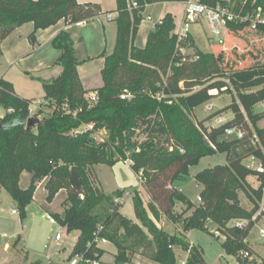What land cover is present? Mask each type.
Wrapping results in <instances>:
<instances>
[{
	"label": "trees",
	"instance_id": "1",
	"mask_svg": "<svg viewBox=\"0 0 264 264\" xmlns=\"http://www.w3.org/2000/svg\"><path fill=\"white\" fill-rule=\"evenodd\" d=\"M166 1L186 0H116L115 39L111 53L100 54L103 83L93 89L98 96L95 103L86 98L88 91L77 70L79 57L66 30L59 31L51 41L60 50L56 62L62 71L51 80L41 81L50 107L47 116H30L32 100L19 96L12 83L0 77V105L5 109L0 117V190L4 189L15 201L21 219L26 217V207L39 182L44 181L48 203L60 190H66L63 210L50 215L68 232L79 231L68 259L76 254L83 259L100 258L105 250L97 245L98 237L115 245L113 264L128 263L140 248L159 264H176L173 245L187 252L185 264H206L202 249L187 241L184 233L205 230L208 220L216 224L214 235L222 239V248L238 264H249L254 254L245 239L264 215L259 211L253 218L264 198V127L257 125L264 118V109L254 110L264 100V62L230 73L222 71L221 52L206 53L195 48L190 35L177 40L170 12L154 24L144 47L135 46L144 7ZM198 1L209 6L225 4V0ZM233 3L235 13L248 15L244 21L229 24L234 30L250 26L258 7L264 10V0ZM103 13L99 4L80 0H0V44L14 28L26 22L33 24L28 38L34 44L37 29L61 19L72 24ZM255 29L264 32V23L256 22ZM180 47L192 48V56L182 53ZM123 89L131 93L129 99L120 98ZM213 90L231 95L230 102L219 112L230 110L233 116L216 127H206L203 122L213 115L196 120L193 109L211 99ZM158 93L164 96L158 99ZM30 118L33 125L27 127ZM234 126L243 129L242 138H220L225 128ZM102 128L108 130V137L97 142L94 133ZM136 130L143 139H131ZM254 135L257 140L249 154L262 170L243 163L244 155L230 158L235 145L254 139ZM218 152L227 153L226 163L205 167L193 175L202 185L196 205L172 182L187 176L190 167L202 157ZM127 158L132 160L131 170L136 175L141 172V182L150 196L145 204L134 189L131 200L137 221L120 212L122 203L117 199L124 189L108 193L93 183L92 166H113ZM23 171L30 174L24 188L19 184ZM248 176L257 179V187L248 182ZM240 192L250 208L241 204ZM176 202L185 206L181 212L174 210ZM161 215L180 223L182 232L169 234L159 227L156 221ZM234 219L245 223L229 225ZM242 251L248 256H242Z\"/></svg>",
	"mask_w": 264,
	"mask_h": 264
},
{
	"label": "rangeland",
	"instance_id": "2",
	"mask_svg": "<svg viewBox=\"0 0 264 264\" xmlns=\"http://www.w3.org/2000/svg\"><path fill=\"white\" fill-rule=\"evenodd\" d=\"M178 7H182L180 3L177 4ZM161 5L152 6L150 8V16L152 17L153 22L158 21L157 10ZM190 36L195 44V48L206 52L217 54L219 52L223 55V60L220 64L222 71L226 73H230L232 70L248 67L254 65L257 62H264V32L257 31L255 28L251 26L244 27L240 30H234L227 27L224 33V44L220 45L215 42L209 40V33L207 28L202 23L198 22L197 24H192ZM111 50V49H110ZM194 50L192 48L187 49V53L192 56ZM96 65L101 66L100 62H96ZM98 68V67H97ZM98 70V69H97ZM102 82L101 73L98 71L94 74L93 80L90 84L99 85ZM36 92V90H34ZM212 93L217 94V103L220 105L229 102L231 100L230 94L221 92L218 93L216 90L212 91ZM34 98L32 99L33 109L36 106L40 108L33 115L37 116L39 119L47 116L50 113V107L46 102H42V104H35L36 102V93H34ZM41 101H44L43 98ZM211 103L204 102L197 106L196 113L197 117L201 120L207 118L212 111L207 110L206 106ZM0 109L3 108L0 105ZM260 108H256L259 110ZM40 112V113H39ZM229 112V111H228ZM229 114V113H228ZM196 119V117H194ZM209 120L210 124H216L215 119L213 117L206 119ZM259 126H264V118L257 122ZM85 126H82V128ZM35 130V129H34ZM106 131V132H105ZM108 137V130L102 128L94 133V138L97 142L104 141ZM221 139L231 140L235 139V135H222ZM132 140H141L143 139V135L136 130L131 137ZM256 143V139L248 138L240 141L237 145H235L231 152L230 158H235L238 156L244 155L243 162L244 163H253L257 159L253 158L249 154V149L253 147ZM138 151V149H137ZM128 153V152H127ZM227 162V153L226 152H218L213 155H207L200 159V161L190 167L189 174L185 176L183 179L175 180L174 186L179 187L180 191H182L189 199L195 200L198 192V186L193 178V174L197 171L213 166L214 164H224ZM123 169L121 172L122 178H118L116 175V170ZM93 170V183L96 187L99 186L101 190L104 192H111L115 188H117L120 184L126 185L123 189L130 192V195H126L125 192L122 194L121 198L126 199L125 203L120 207V212L126 215L129 218L135 219L133 205L131 196L133 195L135 186H127L128 179H123L124 175H128L127 173H131V170L124 166L123 163L119 164L116 169H113L107 164L99 163L92 166ZM125 171V172H124ZM127 171V173H126ZM134 173V172H133ZM131 173L130 177L134 184H138L137 177ZM129 178V176L127 177ZM251 183L254 184L256 179L251 176ZM30 180V174L27 171L22 172V176L20 179V187L24 188L28 185ZM119 180H121L119 182ZM142 184V182H141ZM173 185V182H172ZM142 187L146 191L144 185ZM44 187L38 188L35 194L34 200L31 202L28 207L27 216L24 219L20 218L19 212L12 213L13 209L16 208V204L12 202L11 196L4 190L3 194L0 196V261L7 260L8 258H15V261H20V264H36V260H46V254L54 262L53 264H69L68 260L63 259L69 249L71 248L73 233L67 232L66 228L58 224L57 222L52 223L46 218V214L53 213L54 210L63 209L65 206L63 200L66 198V190L61 192V195H58L52 207H48V202L45 200V192ZM142 200L145 204L150 201V196L147 191L146 194L142 191L141 194ZM244 202L248 203L247 200ZM178 204L174 206V209L179 212L180 202H176ZM216 224L212 221L208 220L206 222V229H193L190 239L195 245H198L203 252V257L206 264H238L235 257L227 254L221 246L222 239L220 237H216L214 234L216 233ZM264 228V218L253 227L248 235V240L250 244L255 245L259 250L260 254L264 256V237L260 234V229ZM169 234H175V229L172 224L167 222L166 227L163 229ZM60 233L61 239L59 241L54 240V236ZM150 237V236H149ZM23 240H26L25 242ZM8 243L10 248L6 249L4 245ZM25 246V249L24 247ZM113 252H106V258L111 261L114 258V247L111 245H107ZM173 249L176 254L177 263L180 264L181 261L186 259V251L183 250L179 245L173 246ZM27 250L29 252H27ZM142 248L138 249L136 252L140 254L146 262L151 264H159L147 255L148 252L142 253ZM16 254V257L13 256ZM134 254V253H133ZM131 255V257L133 256ZM15 261L13 262L15 264ZM249 264H264L262 261H258L252 258Z\"/></svg>",
	"mask_w": 264,
	"mask_h": 264
},
{
	"label": "crops",
	"instance_id": "3",
	"mask_svg": "<svg viewBox=\"0 0 264 264\" xmlns=\"http://www.w3.org/2000/svg\"><path fill=\"white\" fill-rule=\"evenodd\" d=\"M81 2H94L100 5L101 10L104 12L101 15L92 17L88 20L80 21L77 23H66L63 19L59 20L55 24L43 28V29H37L34 32L36 42L32 44L28 38L29 34L33 31V24L32 22H26L23 23L20 26H17L14 28L1 42L0 44V77L4 78L5 80L9 81L12 83L15 92L21 96L25 97L28 99H35L34 93H36V101L41 100L43 98V102H46L44 99V91L42 88V80H51L54 77L58 76L61 71H62V66L59 65L56 61L58 56L60 55V50L56 49L52 46V38L61 30H66L70 33L72 39L74 40V47L76 49V53L79 57V64L77 65V70H78V75L81 81V84L85 90L88 91V93L93 92V89H96L102 85L103 82H101L99 85L93 83L90 84V82L94 78V74L97 73L98 71L100 72L102 66H103V57L100 56L101 53H104L106 55L111 53L114 39H115V33H116V27H115V22L114 18L117 15V12L115 11L116 8V0H80ZM180 3L182 7H178L177 4ZM161 5L160 8L156 9L157 10V17L158 21L163 17V15L166 12H170L174 18V23H175V29L178 27V25L181 22L182 19V14H183V9H184V2H156V3H151L147 4L144 7V10L142 11V16L143 19L141 20L138 30L136 33V36L134 38V45L137 47H144L147 39V35L151 29H153L154 24L156 22H153L152 17L150 16V8L152 6H157ZM149 17V18H148ZM157 21V22H158ZM187 49L186 48V52ZM96 62H100L101 66L96 65ZM98 67V68H97ZM98 69V70H97ZM36 90V92L34 91ZM215 91V90H214ZM212 93V92H211ZM214 96L208 100V102L211 101L208 105L212 106V111L210 114L213 113V119H215L216 124H210V121H204L203 124L206 127H216L225 121L229 120L232 118L233 113L230 110H223L219 112V109L223 108L226 106L229 102H225L223 104L217 103V97L215 93ZM231 97V95H230ZM207 102V101H206ZM2 107V106H1ZM3 108V107H2ZM196 108L197 106L193 109L194 116L196 117V120H201L200 118L197 117L196 113ZM256 108H260L259 110H256ZM30 110L33 109V103L31 102ZM264 109V100L262 102L257 103L254 106L255 111H261ZM229 111V112H228ZM5 113V109L3 108L2 110L0 109V117L3 116ZM229 113V114H228ZM262 120V119H261ZM260 121V120H259ZM258 125V123H257ZM259 126V125H258ZM264 127V126H260ZM244 159V158H243ZM200 161V160H199ZM243 161V160H242ZM123 163L124 166H127L129 170H131L130 166L126 165L123 161H118L116 162L112 167L113 169H116L119 164ZM244 163V162H243ZM248 166L253 167V163H245ZM258 164L257 160L254 161V166ZM215 165V164H214ZM190 171V170H189ZM121 172H123V169L116 170V176L120 179L122 178ZM125 172V171H124ZM127 173V171H126ZM131 173L133 171L131 170ZM131 173H127L128 175H124L123 179H128V183H130L127 186H135L140 195L142 194V191L145 192L144 188L142 187L141 181L138 179L137 175L134 174L137 179H138V184H134L132 181V178L130 177ZM194 175V174H193ZM192 175V176H193ZM22 176V174H21ZM20 176V179H21ZM129 176V178H127ZM253 177V176H252ZM251 176L247 177L248 182L251 183ZM256 178L254 177V180ZM121 180H119L120 182ZM122 182V181H121ZM196 182V181H195ZM197 183V182H196ZM258 181L256 179L255 183L251 185L253 187H257ZM174 186V182H173ZM198 186V192L196 199L192 200L193 203L196 205L199 204V192L202 189V185L197 183ZM44 187V181H41L38 183L37 188L34 192L33 199L31 202L34 200L35 194L37 192L38 188ZM126 187L124 184H120L116 189H123ZM176 187V186H174ZM177 189L180 190L179 187H176ZM65 189L60 190L52 202L48 203V207L51 208L52 204L55 200V198L58 195H61V192L64 191ZM112 190V191H114ZM111 191V192H112ZM4 189L0 190V196L3 194ZM45 196H46V190L44 189ZM110 193V192H108ZM131 198V197H130ZM239 199L241 204L246 207L250 208V203L244 202V200H247V198L244 196L243 193H239ZM125 200H123V204L125 203ZM248 201V200H247ZM12 202L14 204L15 201L12 199ZM31 202L27 205L26 207V216L28 213V207L30 206ZM122 204V205H123ZM178 204H175V209ZM264 205V198L260 202V207ZM185 206L180 203V209L179 212H181ZM174 209V210H175ZM63 209L60 207L58 210H54V212H61ZM192 209L188 210L186 212V215L190 214ZM176 211V210H175ZM178 212V211H176ZM49 214V213H47ZM264 218V215L254 224L253 227L258 225V223ZM132 219V218H131ZM133 221H137V219H132ZM167 222L169 224H172V226L175 229V234H179L182 232V227L180 223H172L168 221L163 215L160 216L159 220L156 221L157 225L164 229L166 227ZM243 224L245 223L244 220H231L229 222V225L233 224ZM252 227V228H253ZM261 230H264V228L260 229V234ZM193 229L186 231L185 237L186 240L189 242H192L190 239L191 233ZM251 231V230H250ZM68 232V231H67ZM70 233H73V242L77 239V236L79 234L78 230H72L69 231ZM250 233V232H249ZM249 235V234H248ZM262 236V235H261ZM264 237V236H262ZM24 242L26 240H23ZM245 241L248 243V245L253 249L254 254L250 257V259L254 258L258 261H262L264 259V256L260 254L259 250L256 248V246L250 244L248 240V236L246 237ZM194 244V243H192ZM107 245H111L114 247V255L116 254V247L113 243L110 241L104 242L101 244L102 248L105 250L104 254L102 255V259L107 261L109 264H113V260L109 261L105 254L106 252H113L110 247ZM71 248L67 252L66 256L63 259H68L69 253L71 252ZM175 246V245H173ZM172 246V248H173ZM6 249H9L10 246L8 243L4 245ZM25 249V246H23ZM174 250V249H173ZM27 252H29L27 250ZM175 252V251H174ZM14 257H16V254H13ZM187 256V252H186ZM49 258L51 261L52 259L49 257L48 254H46V259ZM15 261V258H8L7 260H2L0 261V264H14L13 262ZM44 260H36V264L43 262ZM53 262V261H52ZM54 263V262H53ZM15 264H20V261H15ZM126 264H151L149 262H146L145 259L140 255L135 252L132 257H130V261Z\"/></svg>",
	"mask_w": 264,
	"mask_h": 264
},
{
	"label": "built area",
	"instance_id": "4",
	"mask_svg": "<svg viewBox=\"0 0 264 264\" xmlns=\"http://www.w3.org/2000/svg\"><path fill=\"white\" fill-rule=\"evenodd\" d=\"M233 0H225V4H216L215 6H209L207 4H203L198 0H186L184 1V9L182 14V19L178 27L174 28V33L177 36V40L182 38H186L190 35L191 26L192 24H197L198 22L202 23L206 26L207 31L209 33V40L215 42L217 44L223 45L224 44V33L232 21H244L246 20L247 16H241L233 11ZM133 5H136L133 3ZM149 18V17H148ZM250 26L255 28L256 22H263L264 23V10L258 7L256 13L252 18H250ZM179 50L184 53L186 52V48L180 47ZM131 93L127 89H123L120 93L121 99H129L131 97ZM157 98L160 99L164 96L162 93H158ZM86 98L90 103H95L98 100V96L96 92H90L86 94ZM43 101L37 100L35 104H42ZM39 106H36L34 110H30V115H33L39 109ZM207 110H211L212 106L207 105ZM87 127V126H85ZM90 127V126H88ZM106 132V131H105ZM224 133L226 135H235L236 138H242L244 136V131L240 127H227L224 129ZM255 139L256 135H254ZM126 165L130 166L132 164V160L127 158L123 161ZM258 170H262L261 165L257 164L255 166ZM138 179L141 181V172L137 174ZM126 195H130V192L126 191ZM200 200V198L198 197ZM119 202L123 203V198L119 197L117 199ZM259 211L264 212L263 205L260 207L258 212L253 215V218L259 213ZM16 209L12 210V213H17ZM46 218L55 223L56 221L50 214H46ZM244 224V223H243ZM238 225H242L239 223ZM261 235L264 236V230H261ZM61 239V234L57 233L54 236L55 241H59ZM97 245L101 246L102 243L107 242L105 238H96ZM102 247V246H101ZM242 256H248L247 252L242 251L240 253ZM69 264H78L79 262H84L87 264H109L107 261L100 258L95 259H83L81 254H76L70 259H67ZM186 260V259H185ZM185 260L181 261L180 264H185ZM38 264H53V262L47 258L45 261L38 263Z\"/></svg>",
	"mask_w": 264,
	"mask_h": 264
},
{
	"label": "water",
	"instance_id": "5",
	"mask_svg": "<svg viewBox=\"0 0 264 264\" xmlns=\"http://www.w3.org/2000/svg\"><path fill=\"white\" fill-rule=\"evenodd\" d=\"M26 124H27V127H32L33 122L31 120V118L26 121Z\"/></svg>",
	"mask_w": 264,
	"mask_h": 264
}]
</instances>
